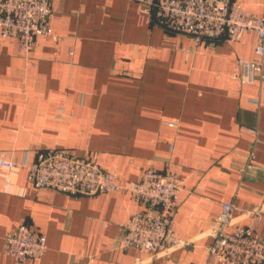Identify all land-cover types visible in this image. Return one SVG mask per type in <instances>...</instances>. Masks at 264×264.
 Wrapping results in <instances>:
<instances>
[{
    "label": "crops",
    "instance_id": "crops-1",
    "mask_svg": "<svg viewBox=\"0 0 264 264\" xmlns=\"http://www.w3.org/2000/svg\"><path fill=\"white\" fill-rule=\"evenodd\" d=\"M232 1L264 17V0ZM51 2L63 41L38 37L24 55L0 36V156L20 166L8 183L0 170V264H207L224 203L264 210V81L243 83L239 66L258 60L255 33L195 47L133 0ZM56 148L122 183L148 169L184 179L173 231L188 245L158 256L123 248V227L143 208L129 194L35 189L27 167ZM22 224L47 236L42 259L7 255ZM256 232L264 237V220Z\"/></svg>",
    "mask_w": 264,
    "mask_h": 264
},
{
    "label": "built area",
    "instance_id": "built-area-1",
    "mask_svg": "<svg viewBox=\"0 0 264 264\" xmlns=\"http://www.w3.org/2000/svg\"><path fill=\"white\" fill-rule=\"evenodd\" d=\"M142 13L161 28L192 39L195 47L205 41H239L255 33L258 60L239 59L243 83L264 81V17L243 10L232 0H133ZM51 0H0V36L13 38L19 51L31 54L38 37L63 41L51 26ZM254 158L252 153L251 159ZM15 160L0 156V170L8 174L19 169ZM28 182L35 189H52L76 196L119 192L129 194L142 210L133 214L123 227L122 247L134 248L155 256L168 255L187 246L173 231V215L180 201L185 180L171 171L146 170L140 181L122 183L119 176L95 162L72 156L61 149L38 155L27 167ZM237 214L249 222L242 224ZM264 220L263 209L240 210L233 202L222 205L208 235L207 264H264V237L257 228ZM47 252V236L20 225L6 237V253L17 261L42 259Z\"/></svg>",
    "mask_w": 264,
    "mask_h": 264
}]
</instances>
